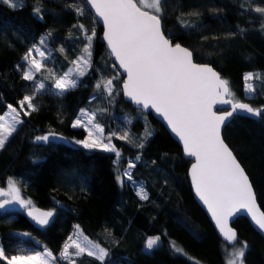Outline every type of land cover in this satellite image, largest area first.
Listing matches in <instances>:
<instances>
[{
    "label": "trees",
    "instance_id": "obj_1",
    "mask_svg": "<svg viewBox=\"0 0 264 264\" xmlns=\"http://www.w3.org/2000/svg\"><path fill=\"white\" fill-rule=\"evenodd\" d=\"M37 7L39 14L34 11ZM162 7V29L173 43L192 51L195 63L215 69L229 82L236 100L264 108V18L254 10L264 7V0H162ZM76 8H83L84 14L78 15ZM79 25L89 32L94 29L96 35L90 66L77 87L63 94L49 89L36 96L33 104L38 110L28 116L21 113L23 123L0 150V188L9 178L16 180L23 198L53 211V222L46 229H36L24 213L0 210V247L11 256L18 253V243L33 247L36 242L57 257L78 229L109 252L103 264H197L195 260L224 264L230 246L219 239L193 198L187 179L191 162L182 157L180 147L159 122L123 100V79L84 0H24L19 8L0 3V115L7 105L19 110L18 101L31 95L32 82L22 78L17 66L42 38L49 66L60 76L84 55ZM247 73L260 75L250 98L244 95ZM107 79L113 83L109 97L103 88ZM82 109L95 112L106 137L116 134L111 143L121 153L118 162L113 153L74 145L87 136L84 129L72 127ZM146 131L152 135L146 136ZM49 132L68 141L37 143L35 137ZM124 133L128 141L118 138ZM223 139L248 175L264 211V114L257 120L235 117L224 128ZM141 142L143 148L138 147ZM130 161L135 164L132 180L143 186L147 200H141L129 182L121 185L117 179ZM233 227L237 243L248 244L244 264H264L261 236L244 218ZM14 232L29 235L19 239ZM156 236L161 243L145 251L146 240ZM169 242L183 253L173 250ZM77 264L101 262L84 256Z\"/></svg>",
    "mask_w": 264,
    "mask_h": 264
},
{
    "label": "snow or ice",
    "instance_id": "obj_2",
    "mask_svg": "<svg viewBox=\"0 0 264 264\" xmlns=\"http://www.w3.org/2000/svg\"><path fill=\"white\" fill-rule=\"evenodd\" d=\"M0 3L17 7L14 0H0ZM87 4L95 10L97 16L102 18L107 29L104 38L111 54L127 74V81L123 83L122 89L124 94L140 106L141 110L152 109L163 117L171 131L182 141L185 154L195 157V163L191 168V179L196 194L207 206L223 238L234 246L227 264H244L248 244L241 241L239 246H236L237 232L230 226V218L244 210L258 229L264 232V211H260L257 207L252 183L225 143L221 129L233 113L243 112L259 117L264 112V108H253L247 103L236 100L226 79L221 78L211 66L195 63L193 53L188 48L180 43H173V38L166 35L161 27L162 0H139V6L137 0H87ZM145 8L153 9L154 12L144 11ZM75 10L78 15L84 14L83 8ZM254 10L264 14V7H257ZM34 11L39 14L40 8L37 7ZM183 26L189 27L188 24ZM79 27L83 30L87 42L82 50L84 55L72 62L75 64L74 69H70L69 73L55 80V88L59 89L60 94L76 88L77 81L71 76L73 74L83 76L90 66L92 40L96 33L94 29L89 32L84 25ZM40 42L44 43V40L41 39ZM32 51L30 49L23 57L28 66L22 74V78L26 81H35L34 71L39 72L44 67L42 59L45 53L36 48L35 51L39 52L42 58L37 60L33 57ZM254 76L256 79L260 78L253 73H247L245 80L252 81ZM44 87L43 83H39L35 91ZM96 87L100 88L101 84H97ZM103 88L109 96H112V79L103 81ZM246 91L255 92V87L248 84ZM34 98V95L25 94L18 101L19 110L17 107L7 105L9 113L0 115V150L4 149L8 138L17 130V125L23 123L21 113L28 116L38 110L33 104ZM217 105L230 107L216 108ZM94 120V114L81 110V115L73 122L72 127L84 128L87 131V138L75 143L86 149H101L115 153L118 161L121 153L111 143L112 135L116 134L105 137L104 128ZM55 135L49 132L35 139L48 142L49 137L55 138ZM145 135L150 136L152 133L146 131ZM118 138L129 140L127 133ZM138 147L143 148L144 144L141 142ZM136 159L139 160V157ZM134 167L135 164L130 161L128 169ZM128 169H125L123 176L132 181L133 177ZM117 179L121 185L124 184L120 176ZM137 195L141 200L149 198L142 186ZM0 197L5 198L0 200V209H4L6 205L18 204L27 210V215L38 225H47L54 215L53 211L41 210L30 199L23 198L21 189L14 179H8L7 189L0 188ZM23 235L28 236L29 233ZM76 235L79 237L81 233L77 232ZM159 242V236L149 237L145 249L151 251L159 245ZM172 246L176 252L183 253V249L174 242ZM85 253L95 257L101 264L109 256L105 248L88 240L87 237L81 242L79 238L73 239L69 236L60 252V258L68 261V264H75L73 257ZM0 260L5 261L6 264H50L56 260V257L47 250L43 253L8 256L4 248L0 247Z\"/></svg>",
    "mask_w": 264,
    "mask_h": 264
},
{
    "label": "water",
    "instance_id": "obj_3",
    "mask_svg": "<svg viewBox=\"0 0 264 264\" xmlns=\"http://www.w3.org/2000/svg\"><path fill=\"white\" fill-rule=\"evenodd\" d=\"M85 2V5L87 7V10L89 11V13L91 14V16L93 17V19L96 21V23L98 24L99 27H101V30H102V41H103V44H104V47H105V50L107 51L114 67L116 68L117 72L119 73V75L122 77V83L120 85V90H121V94H122V98L123 100L126 102V103H129L133 109L135 110H139L141 111L142 113L144 114H150L157 122H159L162 127L167 131V133L169 134V136L171 137V139L180 147L181 149V152H182V157L187 160V161H190L191 164L188 168V171H187V179H188V182L190 184V187H191V191H192V195H193V198L195 200V202L197 203V205L202 209V211L206 214L208 220L210 221L213 229L215 230L216 234L218 235L219 239L222 241V242H225L228 246H233V244H231L230 242H227L222 234L219 232V229L215 223V220L213 219L211 213L208 211L207 209V206L199 199L198 195L196 194V191H195V188H194V185L192 183V179H191V168H192V165L195 163V157H190V156H187L183 150V143L182 141L179 140V138L175 135V133H173L171 131V128L170 126L167 124V122L163 119V117H161L158 113H156L154 110L152 109H146V110H141L140 106L136 105L135 103H133L123 92V83L127 81V74L124 72V70L119 66V61L116 60L115 56L111 54V50L110 48L108 47L107 45V41L106 39L104 38L105 37V33L107 31L106 29V26L104 25L103 23V20L102 18H100L99 16L96 15L95 13V10L93 8H91V6L89 4H87V0H84ZM161 27H162V22H161ZM194 61V59H193ZM195 62V61H194ZM206 65V64H205ZM210 66V65H208ZM215 70V69H214ZM216 71V70H215ZM217 72V71H216ZM221 76V75H220ZM248 104V103H247ZM229 108L230 106L228 105H224V106H220V105H217L216 108ZM262 114H264V112H262ZM235 117H246V118H249V119H252V120H257L259 117H256V116H252L251 114H247V113H243V112H237V113H233L232 117H230L226 122H225V126L221 129V135L223 137V131H224V128L235 118ZM56 134V133H55ZM47 135V134H46ZM62 136L56 134L55 135V138L50 136L49 137V141L48 142H43V141H37V143H58V142H63V143H66L68 140L64 137H62L63 139H61ZM226 143V142H225ZM233 152V151H232ZM234 154V153H233ZM237 159V158H236ZM241 165V164H240ZM242 167V166H241ZM246 173V172H245ZM250 180V179H249ZM253 187V186H252ZM254 191V189H253ZM255 192V191H254ZM256 204H257V207L259 208L260 211L261 208L257 202V198H256ZM38 208V207H37ZM6 209V206L4 209H0L1 211H5ZM41 209V208H39ZM43 210V209H41ZM46 211V210H44ZM24 216H25V219L36 229H46L48 228L51 223L53 222V217L50 218L49 220V223L45 226H41V225H38L36 224L35 221H33L31 219V217H29L27 215V210L24 212ZM238 218H244L247 220V222L249 223V225L252 227V229L261 236V238L264 240V232H261L258 227L254 224V222L252 221L250 215H248L244 210H241L240 212H237L234 216H232L230 218V226L232 228L233 227V224L236 222V220ZM235 229V228H234ZM236 230V229H235ZM237 232V231H236ZM13 235L17 236L19 239H22L23 238V233L22 232H14ZM237 242H238V235H237Z\"/></svg>",
    "mask_w": 264,
    "mask_h": 264
},
{
    "label": "rangeland",
    "instance_id": "obj_4",
    "mask_svg": "<svg viewBox=\"0 0 264 264\" xmlns=\"http://www.w3.org/2000/svg\"><path fill=\"white\" fill-rule=\"evenodd\" d=\"M14 3H16L17 4V7H15V8H19V7H21L22 5H24V0H14ZM137 3H138V6H139V0H137ZM11 8H13V7H11ZM144 11H148V12H150V13H152V12H154V10L153 9H150V8H145V9H143ZM261 17H263L264 18V14H261V13H259V12H257ZM83 38H84V40H85V37H84V35H83ZM43 40H44V38H42ZM41 41V40H40ZM86 40H85V46H86ZM43 43H41L40 42V44H37V45H35L33 48H32V55H33V57H35L37 60H41L42 58L40 57V55H39V52H37V51H35V49L36 48H39L40 49V51H42V52H44L45 53V57L42 59V63H43V65H44V67L39 71V72H35L34 71V76L36 77V80L35 81H31L32 82V87H33V89H32V93H31V95H34V97H36V96H38L40 93L42 94V93H44V92H46V91H48L49 89L52 91V92H56V93H60L59 92V89H56L55 88V80L56 79H58V78H60L61 76L60 75H58V73H57V71L56 70H54L53 69V67L52 66H49V60H50V55L48 54V53H46L45 52V50H44V48H43V46H41ZM20 66H22V67H20V71L22 72V74H23V71H25V70H27V62L26 61H24L23 60V62H22V64L20 65ZM75 68V64H74V66L71 68H69L66 72H65V74H67V73H69V70L70 69H74ZM89 68V67H88ZM87 68V69H88ZM87 71V70H86ZM85 71V72H86ZM256 76H259L260 77V75H256ZM81 76H78V75H76V74H73L72 76H71V78L72 79H75L76 81H78V79L80 78ZM257 81H259V79H256L255 78V76H254V79L252 80V81H246V86H245V92H244V95H245V97H247V98H250V97H252L253 96V94H254V92H247L246 91V87H247V85L248 84H252L253 86L255 85V83L257 82ZM39 83H43L44 85H45V87L43 88V89H40L39 91H35V89L36 88H38V85H39ZM49 84H52V87L50 88L49 87ZM104 91H105V93L107 94V91L104 89ZM113 91V90H112ZM107 97H109V95L107 94ZM9 109L6 111V113L4 114V115H7L8 113H9ZM86 112H88V111H86ZM89 113H92V114H94L95 115V120H94V122L95 123H98L97 121H96V114H95V112H89ZM81 115V113L79 114V116ZM82 118H84V119H86V117H82ZM19 126H20V124L19 125H17V129L19 128ZM82 129H84V128H82ZM85 130V129H84ZM85 132H86V135H87V131L85 130ZM14 134V133H13ZM12 134V135H13ZM11 135V136H12ZM10 136V137H11ZM104 136L106 137V134H105V132H104ZM9 137V138H10ZM8 138V139H9ZM86 138H87V136H86ZM105 142H107V140H105ZM79 145V146H82V145H80V144H77V143H75L74 142V145ZM90 150H101V149H90ZM102 151V150H101ZM110 153H112V152H110ZM114 155H115V153H113ZM116 156V155H115ZM120 158H121V155H120ZM119 158V159H120ZM119 161V160H118ZM117 160H116V162H118ZM115 162V163H116ZM129 164V163H128ZM128 164H127V166H126V168L125 169H128ZM125 169L123 170V171H121V172H119V175L118 176H120L123 180H124V183L125 182H129L134 188H135V190H136V193L138 192V190H139V188L142 186L140 183H136V182H134L133 180L132 181H129L128 179H127V177H124L123 176V172L125 171ZM130 172H131V170H132V168L131 169H128ZM143 187V186H142ZM5 189H7V185H6V187H5ZM139 197V196H138ZM4 198V197H3ZM140 198V197H139ZM5 199V198H4ZM6 211H8V212H11V211H16V212H22V213H24L26 210L25 209H23V208H21L18 204H13V205H6V209H5ZM77 232H79V233H81V235L79 236V237H77V235H76V233ZM72 237H73V239H77V238H79L80 240H81V242H83V239H84V237H87V236H85L80 230H78V229H76V230H74V233L71 235ZM88 238V237H87ZM88 240H90V241H92L90 238H88ZM93 243H96V244H99L98 242H96V241H92ZM146 243V242H145ZM161 243V240H160V242H159V244ZM169 244H170V246H171V248L174 250V248H173V246H172V244H173V242H172V244L169 242ZM100 245V244H99ZM175 245H177V244H175ZM101 246V245H100ZM178 246V245H177ZM236 246H239V244L237 243V245ZM102 247V246H101ZM104 248V247H103ZM155 248V247H154ZM181 248V247H180ZM233 248H234V246H230V247H228L227 249H226V259H225V263L224 264H227V260L229 259V257H230V254H231V252L233 251ZM62 249H63V247H62ZM62 249H61V251H62ZM145 251H147L146 249H145V244H144V248H143ZM182 249V248H181ZM45 250H47V251H50V250H48L47 248H45V247H43L42 245H40L39 243H36L35 242V244H34V246L32 247V246H29V245H27V244H25V242H20V243H18V245H17V251H18V253L17 254H20V255H25V254H33V253H36V252H40V253H43V252H45ZM60 251V252H61ZM70 251H75L74 249H70ZM152 251V250H151ZM151 251H147V252H151ZM60 252H59V254L57 255V257H56V260L55 261H52V262H50V264H63V263H61V262H64V263H66V264H68V261H66V260H63L62 258H60ZM16 255V254H15ZM84 256H88L86 253L85 254H83V255H81V256H79V257H73V260H74V262H75V264H77L78 262H79V260L81 259V258H83ZM90 257H92V256H90ZM93 258H95V257H93ZM195 262L197 263V264H199V262L198 261H196L195 260ZM201 264V263H200Z\"/></svg>",
    "mask_w": 264,
    "mask_h": 264
},
{
    "label": "flooded vegetation",
    "instance_id": "obj_5",
    "mask_svg": "<svg viewBox=\"0 0 264 264\" xmlns=\"http://www.w3.org/2000/svg\"><path fill=\"white\" fill-rule=\"evenodd\" d=\"M4 199L3 197H0V200Z\"/></svg>",
    "mask_w": 264,
    "mask_h": 264
}]
</instances>
